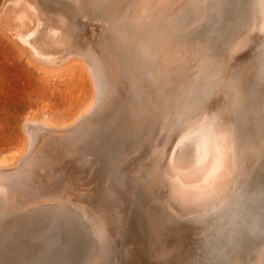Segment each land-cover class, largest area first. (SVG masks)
Returning <instances> with one entry per match:
<instances>
[{"label":"bare ground","instance_id":"bare-ground-1","mask_svg":"<svg viewBox=\"0 0 264 264\" xmlns=\"http://www.w3.org/2000/svg\"><path fill=\"white\" fill-rule=\"evenodd\" d=\"M53 1H69L67 3L72 7L75 21L68 24L63 14H59L53 21L52 16H48L46 11L41 10L42 5L46 6L47 3ZM172 1L174 2V0H166V6L171 5ZM246 1L249 5H246L244 0H183L180 5L171 10L166 8V11L160 8L161 6L158 8L156 5L153 8L154 5L145 4L146 11L136 17H131L129 13L125 12L121 16H119L120 13H116L119 16L116 25L122 26L123 38L116 37L113 32L108 30L109 32L103 34L104 39L100 51L93 48L85 50V47L76 50V54H81V57L86 59V66L93 76L97 92L99 78L97 79L96 72L98 75L101 73L108 77L107 90L102 96L101 102L98 103L96 101L98 99H95L88 105L87 110H91L92 116L91 114L89 117L86 115L87 120L79 122L75 128L69 130L68 137L63 136L58 139L53 135V138L48 139L47 135V140L42 141L40 149L35 154H30L31 149L33 150V144L30 141L26 145L27 149L24 148L25 152H22L24 154L16 160L15 165L14 162L11 163L12 165L10 163L8 165L4 161L0 163V228H3L6 220L18 218L14 217L16 215L31 214L35 216L28 218H31L36 224L33 227L39 236L38 242L41 250L38 251L36 258L29 260L28 264H118L117 254L121 252H118L114 237L120 235L122 238L126 235L123 233L125 230L122 232L120 228L122 223L129 219L139 224L148 225L150 223L149 244L153 248L163 252L167 250L168 246H174L177 256L175 259L173 258L171 264H225L227 261L240 263L247 256L253 264H264V111L262 108L261 112L259 111L260 105L262 102L264 103V0ZM11 2L12 4L8 6L9 9L0 13L4 29L1 34L4 33L5 36L12 39L14 44L16 43L23 54L28 57L30 63L47 70L50 67L62 66L67 61H71L74 54L68 55V51H64L67 46L72 47L73 44L69 42L70 38L79 31L80 23L77 18L86 13L105 15L108 11H113V0H11ZM36 10L38 11L36 12ZM109 15L107 14V16ZM227 15L234 16L237 20L234 31L231 33L229 31L230 34L222 39L223 48L228 52L230 61L225 67L229 75L231 72L246 90L253 91V95L249 93L250 97H254L261 90V94L255 96L251 105H248V111L252 113L255 125L253 122L252 124L256 126L253 137L257 144L255 164L258 163L261 166V170L259 169L258 172L257 167L246 165L240 157L241 148L237 137L239 131L236 132L237 128L233 123L235 119L232 120L229 112L221 108L219 100L211 101L212 94L207 93L205 88L202 89L201 86L204 85L205 79L203 74L205 65H200L202 60L197 68L185 66L182 70L179 68V72L169 73L171 75L154 67L153 69L158 71L151 72L146 68L147 63H154L155 58L151 50L153 44L148 40L150 35L162 37L163 34L171 33L176 36V34L186 33L189 29L193 34L194 30L192 29L195 27H189L192 22H200V25H206L205 28L210 25L211 29L214 23L216 27L219 23L223 26ZM246 16L249 17L247 20ZM40 20H44V22ZM228 23H230L229 19ZM220 24L219 26H221ZM104 27L106 28L107 25L105 24ZM225 28L227 29V27ZM111 29L113 28L111 27ZM219 30L220 28H218ZM221 30L223 29L221 28ZM84 40L86 41V39ZM208 43L210 44V42ZM248 47L253 48V54L243 63L242 68L248 72V65H250L249 77L245 75L238 65V59H236V53ZM204 60L203 62H205ZM236 81L234 83H237ZM101 84H103L102 80ZM224 86H220L219 90L225 88ZM225 90L223 91L225 92ZM233 90L235 91V89ZM201 93L205 94L201 96ZM243 95V97L246 96ZM99 110H101L100 114L95 116ZM87 112L90 113V111ZM195 114L198 116L194 117ZM199 114L210 117L206 120L207 137L201 133L205 136L203 140L206 141L202 140L203 136L194 137V133L188 135L195 139L200 137L201 144H204L202 141L206 142L202 151L205 158L202 159L200 154V160H203L204 166L200 165L199 167L196 164L198 169L195 171L193 168V171L188 173L181 171L176 161L185 139L187 138V143L189 142V138L185 137L187 134H183V132L188 127L197 124L201 117ZM33 121L27 119L29 126L32 127ZM122 122L126 123V128L131 126L128 128L131 131L123 127V132L121 131L118 136L120 131L118 127L119 130L114 134H117L120 144L117 143L119 145L115 146L110 141L116 139V135L113 134L114 129ZM40 124L46 129L47 126H50V122L47 120ZM26 126L28 125L26 124ZM202 131L200 130V132ZM35 132L33 134H36ZM39 135L41 133L39 134L38 130V139ZM191 138L190 140L193 139ZM193 142L191 141L190 145ZM58 146H61L62 150L58 149ZM52 148L58 154L54 155ZM86 149L91 151L88 153L92 155L91 157H101L109 163L106 168L108 169V184L104 200L98 204L100 205L99 213L93 212L88 205L78 202V198L70 192L71 187L68 189L69 191L62 193L58 200H55V198L49 197L50 194L48 195L45 191L47 184L44 183L43 178H40L38 185H36L37 181L33 179V176L37 174V169L48 167L53 169L54 161L60 157L58 155L61 154V151L63 157H67L73 153L84 155ZM197 150L199 151V149ZM131 154L133 155L130 158ZM187 154L186 151L184 162L189 160L186 158ZM197 154H195L196 157ZM56 157L57 159H55ZM126 157L128 158L126 159ZM229 163L232 165L226 170L232 180H229L225 191L220 183V175ZM234 164H237L238 169L235 167L236 173H231ZM194 167L196 168L195 165ZM46 171L49 180L50 174L48 173L50 171ZM90 174L92 173L90 172ZM53 181L55 182V180ZM80 188L82 189L81 186ZM80 188L78 187L77 190ZM92 197L91 199H93ZM96 200L87 202L94 204L97 202ZM134 202L135 211L138 214L131 216L132 209L129 210V206ZM129 211L131 212L130 217ZM175 214L181 216L193 214L188 220L195 221L206 228L212 220H219L218 229L210 244L196 246L199 254L194 251L193 247L187 248V243L184 241L186 230L184 231V226L179 222L180 217H175ZM152 215L154 217H151ZM190 225L192 226V224ZM212 232L214 231L211 230ZM181 234L183 235L181 236ZM176 235H180V238ZM143 240L145 239L143 238ZM143 247L145 248V246ZM7 250L9 249L6 248ZM11 250L10 253L14 251ZM132 263L134 262L132 261Z\"/></svg>","mask_w":264,"mask_h":264},{"label":"rangeland","instance_id":"rangeland-1","mask_svg":"<svg viewBox=\"0 0 264 264\" xmlns=\"http://www.w3.org/2000/svg\"><path fill=\"white\" fill-rule=\"evenodd\" d=\"M165 1L166 0H113V5H112L113 11H111V12L108 11L107 14L108 15L110 14L109 16H107V14H105V15H93V14H88V13H86L85 15H81L79 18H77V21L80 23L79 24L80 26L78 27L79 31H78V33H75L73 35V37L70 38V41H69L73 45H72V47L67 46V48H65V51H64V52L68 51L69 52V53L67 52L68 55L74 54L71 58V61L70 60H69L70 62L67 61L66 63L62 64V66L59 65L56 67L55 66L50 67L47 70L44 68H39L38 66L30 63L28 60V57L25 54H23L21 48H18L19 47L18 45H16V43L14 44L13 40L10 39L8 36H5L4 33H3L4 35L1 34V32L4 31L2 24H1V22H2L1 14L9 9L8 6H10L12 4V2H11V0H0V13H1L0 14V27H1L0 28V163H2V161H4V163H8V165H9V163H10V165H12L11 163L14 162L13 164L15 165L16 160H18L20 158V156H22L24 154L22 152L23 151L25 152L24 148L27 149L28 146H26V145H28L30 143V141L33 144V150L31 149L30 154H33V153L35 154L40 149V147L42 145V141L47 140V135L49 137L48 139L53 138V135L55 137L57 136L58 139H61L59 137H63V136L68 137V135H69L68 133L70 132L69 130L75 128V126L79 122H81L83 120L84 121L87 120L86 115H88V117H89L90 116L89 114H91V110H89V109L87 110L88 105H90L91 102H93L95 99H98V100H96V101H98V103L101 102L102 96H104V93L107 90L108 77L104 76L101 73L98 75L97 72L95 71L97 79L99 78L98 79L99 86H98V92H97V87L95 86V81L93 79V76L89 72V68L86 66L87 65V62H85L86 59H84L83 56L81 57V54L80 55L78 53L76 54V50L78 48L82 49L85 47V50L89 49V48H93L96 51H100V47H101L102 41L104 39L103 34H105L106 32H109V31L113 32L116 37L123 38L124 32L122 31V26L119 25V27H118L116 25V20H118L119 16L124 14V12L129 13L131 17H134V16L136 17V15H139L142 12L146 11V6H144L145 4H149L150 6L154 5L153 8L156 5L158 6V8L161 6L160 8H162L163 10L166 11V8L168 10H171L172 8H174L177 5H180L183 2V0H174V2L172 1L173 3L171 5L169 4L168 6H166ZM244 1H245L246 5H249L246 0H244ZM67 2H69V1H67ZM67 2L53 1V2H50L49 4L47 3L46 6H45V4L42 5L43 8L41 6V10L46 11V14H48V16H52L53 21L56 17H58L59 14H63L65 16V18L67 19L68 24H70V23L75 21V17H74L75 14L72 10V7ZM41 10L39 9V11H41ZM136 10H138V11H136ZM37 11L38 10H36V12ZM113 13H115V14H113ZM116 13L117 14L120 13L119 16ZM114 15L117 17H115ZM105 16H107V17L105 18ZM248 16H246V18H245L246 20L250 17V16L249 17ZM227 17H229L228 19H229L230 23H228ZM96 20H97V22H96ZM236 20H237L236 17L227 15L226 16L227 22L225 21V24L223 26H222V24L219 23L221 26H219V24H217V27H216V25H214L215 23L212 24V26H211L212 30L210 29V25L207 26L206 27L207 29H206L205 28L206 25L205 26L203 24L200 25V22H198L199 24L197 22H194V23L192 22L189 25V27H192V26H193V28L195 27L194 29H192V30H194L193 31L194 33L192 32L193 34H191V29H189L186 33L184 32V34H182V33L176 34V36H175V34H171V33L163 34L162 37L150 35L148 37V40L151 41V43L153 44V47L151 50H152V53H154L155 58H154L153 62L155 64L152 62H148L147 63L148 66H146V68H148L151 72H153L155 69H158L161 72L166 73V74H169V73L174 74L176 72H179L180 69L182 70V68H184L185 66L197 68L199 62L202 60L200 65L201 64L205 65V69H204L205 71L204 72L202 71L205 79H204V85H202L201 87H203L202 88L203 90L205 88L206 89L205 91H207V93L212 94V96L210 97L211 101L219 100V102H220L219 104H220L221 108L223 110H227L229 112L228 114L232 116V120L235 119V120H233L234 121L233 123H235L234 124L235 128H237L236 132L239 131L237 134V137H238V140L240 143L239 145L241 148L240 157L245 162L246 165H249L250 167H252V166L257 167V172H258L259 169L261 170V166L258 165V163L255 164L257 144L255 143V140L253 137L254 136L253 133L255 132L254 129L256 128V126H254L255 123L253 122L252 113H250L248 111L249 110L248 105H251L253 98H255V96L259 95V93L261 94V90H259L258 94L255 95L254 97L253 96L250 97L249 93H252L251 95H253V91L246 90V88L243 87V84L241 85L240 81L237 80L236 77L233 74H231V72L229 75V72L225 67V65H227V62H230V61L228 60L229 59L228 52H226L223 48V43H222L223 40L222 39H225L232 31H234V29L236 27V26H234L236 24ZM40 21L44 22V20H40ZM101 21H103V22H101ZM114 23H115V25H114ZM105 24L107 25L106 28L104 27ZM225 25H228V26L230 25V26L228 27ZM92 26H94V27H92ZM120 26H121V28H120ZM197 26H198V29H197ZM213 26H215V27L212 28ZM224 26L227 27V29ZM111 27L113 29H111ZM218 28H220V30H219L220 32L218 31ZM221 28L223 30H221ZM203 29H204V31H203ZM209 29H210V32H209ZM115 30H117V31H115ZM195 30H197V31H195ZM200 30H202V31H200ZM223 31H225V32H223ZM226 31H228L227 32L228 34L226 33ZM229 31H230V33H229ZM116 32H117V34H116ZM204 32L207 34L205 35ZM211 32H215V33L213 34ZM225 34H226V36H225ZM213 35H214V38H213ZM206 36H210V37H206ZM215 37L217 38V40H215L216 39ZM207 38H209V39H207ZM8 39H10L11 41ZM84 39H86V41ZM87 39H88V41H87ZM158 41H160V42H158ZM208 42H210V44ZM218 42H219V45H218ZM221 43H222V45H221ZM189 50H191V51H189ZM252 51H253V48L251 49V47H248V48H246L244 50H240L238 53H236V59H238V65L245 72V75L247 77H249V73L251 72V67H250V65H248V72L245 69H243L242 67H243V63L245 61H247L249 57L252 56V54H253ZM203 59H205L204 60L205 62H203ZM152 64H153V66H152ZM180 65H181V67H180ZM153 67L155 69H153ZM158 70H155V71H158ZM100 75H101V77H99ZM169 75H171V74H169ZM101 80H102L103 84H101ZM235 81L237 83H234ZM235 85H237V86L235 87ZM220 86L221 87L224 86L225 88H221L222 90H219ZM240 88H241V91H240ZM233 89H235V91ZM223 90H225V92ZM217 91H219V92H217ZM99 93H100V95L98 96ZM204 94L205 93H201V96ZM214 94H215V96H214ZM217 94L220 98L217 96ZM243 94H245L246 96L243 97L244 96ZM210 100H209V102H210ZM101 107H102V105H101ZM261 108L264 111V103L263 102L259 107L260 112H261ZM87 111H90V113ZM100 111L101 110H99L95 114V116H98L100 114ZM84 112L87 114H85ZM248 113H249V115H248ZM91 116H92V114H91ZM196 116H198V114H195L194 117H196ZM199 116H201L200 117L201 121L199 119L197 124H194L193 126L188 127L187 130H185L183 132V134H187V135H185V137L189 138L188 139L189 142L187 143V140H186L187 138H186L184 143L182 144L181 150H179L180 152H178V160L176 161L177 166H179L178 168L181 171L183 170V171H186L188 173L190 171H193V168L196 171V169H198L197 165H199V167H200V165H201V167L204 166V163L202 164V162H203L202 159H204L205 156H203L202 151H203V146L206 143L203 141H206V140H203V139H205V136L207 137V135H206V133H207L206 120L209 119L210 117L208 115H201V114H199ZM219 117H221V116L219 115ZM249 118L251 121L249 120ZM27 119H29V120L32 119V121L34 120L31 123L32 127L29 126L30 124L27 123ZM44 120H47L48 122H50V126L49 127L47 126V129L45 126L40 124ZM246 120L250 121L249 124H248V121H246ZM252 122L254 125L252 124ZM263 122H264V120H263ZM71 123H72V125H71ZM122 123H120L119 126L115 127L113 134L115 132L117 133V131L120 129V131L118 133V136H119V134H121V131L123 132V129H122L123 127L125 129H128L129 127H131V126H129L126 128L125 127L126 123H124V122H122ZM26 124L28 126H26ZM37 124H39L40 126ZM246 125L249 128H247ZM249 125L253 126L254 128L250 127ZM198 126H199V128H198ZM118 127H119V129H118ZM200 128H202V129H200ZM36 129L39 130V134L41 133V135H39L40 136L39 139H38V130H36ZM66 129L68 132L66 131ZM251 129H252V131H250ZM194 130L196 132L198 131L197 132L198 134ZM200 130L201 131L203 130L204 133H203V131L200 132ZM245 130H246V132H244ZM34 131H36L35 133L37 135L33 134ZM129 131H131V130H129ZM43 132H44V134H43ZM242 132H244V133H242ZM191 133L195 134V135L193 134L194 137L195 136L201 137V136L205 135V136L201 137L203 140L202 143H204V144H201V138L200 137H199V139H195V138H193V136H191L192 135ZM188 134H191V135H188ZM28 135H29L30 139H29ZM114 135H116L115 136L116 139L111 140L110 142H111V144L118 146L120 144V141L118 139L117 134H114ZM190 137H192L195 140H193L192 138H191L192 140H190ZM36 140H38V141H36ZM191 141L195 142V143L193 142L194 144L192 143L193 146H192V144L190 145ZM185 142L187 144H189L190 146H188ZM196 142H198V143H196ZM117 143H119V144H117ZM38 145H40V146H38ZM183 145L185 148L183 147ZM195 146H197V147H195ZM58 147H59L58 149L62 150L61 146H58ZM189 147H191V148H189ZM194 147L196 148V150L194 149ZM52 149H53L52 152L54 153V155L58 154V152H56V150H54V148H52ZM197 149H199V151ZM183 151H184V153H183ZM186 151L188 152V154H187L188 157L186 156V158H189V160L187 159V162L188 163L190 162L189 164L186 161L185 162L183 161L184 160L183 158H185V152ZM195 151H197V152H195ZM89 152L91 153V151L89 149H86L84 155L73 153V155H71V156L68 155L67 156L68 158L65 156H64L65 157L64 158L62 155L63 152L61 151V154L58 155L60 157H58V159H57V157L55 158V159H57V161L56 160L54 161L55 163L53 164V169H52V167H48L45 169H42V168L37 169V171H36L37 174H35L33 176L34 177L33 179L35 181H37L36 185L40 184L39 180H40V178H43L45 180L44 183L47 184V185H45V187H46L45 191L48 193V195L50 194L49 197H53V198H55V200H58L61 197L62 193L69 191L68 189H70V187H71L70 192H72L78 198V199L76 198L78 200V202L80 201L82 204L88 205L89 208L93 212L99 213L100 205H98V204H100L104 200L106 189H107L106 185L108 184V182H107L108 181L107 180V178H108L107 170L108 169H106V168L108 167L109 163H108V161H106V159L104 161V158H101V157L98 158V157H94V156L91 157L92 155L88 154ZM242 152H243V154H242ZM196 153H198L197 157L195 156ZM30 154H28V155H30ZM192 154H194V155H192ZM200 154L202 155L201 160H200V158H201ZM132 155L133 154L130 155V158ZM192 156H194L195 158H193ZM62 157H63V159H62ZM127 158L128 157H126V159ZM87 159H88V161H87ZM63 160H64V162H63ZM191 163H192V165H191ZM194 165L196 166V168L194 167ZM230 165H232V164L229 163L222 170L221 175H220V179H221L220 183L223 185V189H225V191H226L227 186L229 185V182H230L229 180L231 179V175L229 176L227 174L228 171L226 170V169H229ZM235 167H237V169H238L237 164H234V166H232L231 173H236L237 169H235ZM46 170L50 171V173H48V174H50L49 180L47 178V171ZM199 170H200V168H199ZM90 172L92 174H90ZM224 176H226V177L223 178ZM45 178H47V179H45ZM94 179H95V181H94ZM100 179L102 182L100 181ZM53 180H55V182ZM35 181H34V184H35ZM66 183H68V184H66ZM88 184H89V186H91V185L92 186L89 187V186H87ZM93 184H95V185H93ZM75 185H76V187H75ZM79 185L82 187V189L80 188ZM64 186L66 189L64 188ZM78 187L80 188L78 190L82 193V195H81V193H78L79 192L77 190ZM101 187H103V188H101ZM62 188L64 190L63 192H62ZM75 188H76V190H75ZM83 190H84V192H83ZM74 191H77V192H74ZM97 194H98V196H97ZM85 196H88V197H85ZM92 196H94L95 198H93ZM91 197L93 199H91ZM79 199H81V200H79ZM82 199L85 200L86 203ZM95 199H97L96 200L97 202L93 204V202H95ZM99 199H101V200H99ZM92 200H94L92 202L93 205L91 203H89ZM87 201H89V202H87ZM135 202L131 204L132 206L130 205L131 207L129 206V210L132 209V211H131L132 213L129 211V217H130V213H131V216L132 215L135 216L136 214H138L137 211H135L136 210ZM133 204L135 207L133 206ZM92 206H93V208H92ZM94 207H95V209H94ZM96 209H97V211H96ZM178 216L180 217L179 222L181 223V225L184 226V228H183L184 231L186 230L185 231L186 235H184V238H185L184 241L187 243V245H186L187 248L193 247L194 251H196V253L199 254V251L196 248V246L200 245V244H203V245L205 244V246H207V243L210 244V242L214 238V234L216 233L215 231L218 229L217 227L219 224V220L218 219L212 220L211 223L209 224V226L206 228L205 226L202 227L201 224H198L195 221L192 222V221L188 220L190 217L193 216V214H191V215L183 214L182 216L179 214H175V217H178ZM14 217H18V218H12V219L10 218L8 221L6 220V223L4 224L3 228L2 229L0 228V239L2 238V240H0V253L1 254L3 253L2 256L0 254V264H28L29 260H31L32 258H36L38 251L41 250L40 244L38 242L39 236L37 234V231L34 230V227H33L36 224L33 220H31V218H28V217H35V216H32L31 214H29L27 216H17L16 215ZM20 217H26V218H20ZM151 217H154V216L152 215ZM182 217H183V219H182ZM17 219H18V221H17ZM24 220H26V221H24ZM133 222L134 221H132V219L124 221L122 223V226L120 229H122V232L125 230L123 233H126V235H124L122 238L120 235H116L114 237V238H116L114 243H115V245H117L118 252H121V253L117 254V256L119 258L118 264H121V263L124 264L123 262H126V261L127 262L125 264H134V263L135 264H152V263L153 264H166V263L171 264L177 256L176 252H174V246L173 245L168 246L167 250H165L163 252L159 251L156 248H153L152 245L149 244V241L151 238L150 232H148L150 227H151L150 223H148V225H145V224H139L137 222H134V224H133ZM151 224H153V223H151ZM190 224H192V226ZM24 225H25V227H23ZM187 225H189V226H187ZM124 226L125 227L127 226V227L125 228ZM210 226H211V228H209ZM189 227H191V228H189ZM202 228L203 229L205 228L207 230L204 229L205 232H203L204 230ZM200 229L203 231H201ZM11 230H12V232H11ZM211 230L214 232L211 233ZM144 231H145V233H144ZM198 231L201 232L200 235H199ZM193 232H195V233H193ZM17 233H18V235H17ZM206 233H208L210 235H208V234L204 235ZM146 234H147V236H146ZM194 234L197 236V238H196V236L194 237ZM211 234H213V235H211ZM182 235L183 234H181V236ZM203 236L204 237L206 236V237L204 238ZM17 237H19V238H17ZM176 237L180 238V235H176ZM3 238H6V239L4 240ZM32 238H34V239H32ZM139 238H141V239H139ZM143 238L146 241L143 240ZM207 238H208V240H207ZM197 239L198 240L200 239L199 242ZM194 240H195V242H194ZM142 241H143V243H142ZM191 241H193V242H191ZM142 244H143V246H145V248L142 246ZM135 245H137V246H135ZM6 248L9 250L6 251ZM11 249L14 251H12ZM10 250L12 251L11 252L12 254L9 252ZM7 252H9V253H7ZM25 252H27V253H25ZM4 253L7 254L6 255L7 257L5 256ZM24 254H26V255H24ZM119 255H120V257H119ZM195 255L197 256V254H195ZM195 255H194V257L196 258ZM4 256H5V258H3ZM128 257H129V259H128ZM147 257H148V259H147ZM132 261L134 263H132ZM245 263L253 264V262L251 260H249L248 256H247V258H245V260L240 261V263L237 261L225 262V264H245Z\"/></svg>","mask_w":264,"mask_h":264}]
</instances>
